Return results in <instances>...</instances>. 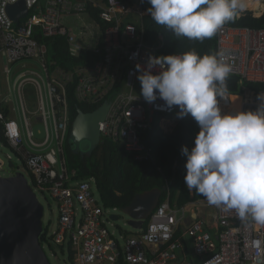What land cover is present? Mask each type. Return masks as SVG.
Instances as JSON below:
<instances>
[{
	"label": "built area",
	"instance_id": "2783aa9c",
	"mask_svg": "<svg viewBox=\"0 0 264 264\" xmlns=\"http://www.w3.org/2000/svg\"><path fill=\"white\" fill-rule=\"evenodd\" d=\"M144 2L147 0H0V72L6 84L10 67L22 62H31L21 65L24 70L36 68L37 63L43 72V77L36 71L14 77L13 98L8 89L0 92V136L5 141L0 145L21 165L17 167L7 156L14 165L8 176L16 172L30 175L33 191L46 193L56 202L58 228L48 238L51 244L72 250L70 264H208L214 257L215 264H264V226L251 219L242 221L235 210L209 205L206 199L178 207L167 198L142 230L115 237L106 224L115 223L111 216L118 209L102 207L93 178L73 181L75 173L66 171L71 84L77 102L95 109L109 104L105 120L99 124L100 139L121 143L139 162L152 159L151 149L140 141V131L151 129L159 115L179 112L176 106L159 110L157 106L164 101L149 104L138 89L136 65L144 67L149 56H156L144 43ZM258 2L264 6V0ZM17 3L27 9V16L14 23L6 8ZM133 11L139 19L130 22ZM66 19L77 21L80 27L71 29L64 23ZM58 38L65 40L71 57L78 58L85 51L100 59L66 71L49 54L50 43ZM215 47L232 65L230 75L240 83L263 85L264 92V29L222 26ZM257 93L252 92L254 103L244 111L256 109ZM28 97L33 99V110L28 109ZM13 105L18 122L11 118ZM31 119L44 126L40 142L35 141ZM195 206L210 211L211 221L197 218L188 222L186 213Z\"/></svg>",
	"mask_w": 264,
	"mask_h": 264
},
{
	"label": "clouds",
	"instance_id": "9594fccd",
	"mask_svg": "<svg viewBox=\"0 0 264 264\" xmlns=\"http://www.w3.org/2000/svg\"><path fill=\"white\" fill-rule=\"evenodd\" d=\"M147 3L156 24L176 37L199 41L214 37L247 7L246 0ZM136 69L140 95L147 103L164 101L159 110L176 106L178 119L190 114L199 127L191 150L181 148L188 191H195L209 205L235 210L242 221L251 219L264 226V92L257 93L255 110L222 113L220 101L229 95L225 81L232 71L223 52L149 56L146 66L137 64Z\"/></svg>",
	"mask_w": 264,
	"mask_h": 264
},
{
	"label": "trees",
	"instance_id": "16d2710c",
	"mask_svg": "<svg viewBox=\"0 0 264 264\" xmlns=\"http://www.w3.org/2000/svg\"><path fill=\"white\" fill-rule=\"evenodd\" d=\"M149 7L151 5L148 3H142L141 27L144 33V43L153 49L156 56L182 54L190 50H195L201 56L216 54V35L203 41L176 37L171 31L151 19L147 12ZM259 7L253 10L255 8L253 6L248 9L253 11L241 12L234 20L226 22L223 26L264 29V6ZM49 48L50 58L66 71H71L75 66L92 65L100 59L85 51L81 52L78 58L71 57L68 46L62 38H58L55 43H50ZM225 83L229 95L234 97L243 95L246 90L263 91V85L240 83V79L232 75L228 76ZM68 104L72 120L78 110L90 113L95 109V107L76 101L73 84L68 87ZM198 132L199 127L190 114L180 119L177 115H159L151 129L140 131L139 135L141 143L151 149V160L136 161L124 150L121 143L103 139L91 157L83 159L78 155H73L66 145L64 153L66 171L68 174L75 173L73 181L93 178L100 203L107 210H121L127 207L136 195L154 189L162 191L160 203L168 197L172 205L180 207L189 202L205 199L195 191H188L184 182L186 157L181 154L182 146H187L191 150ZM0 142L5 143L2 136H0ZM174 165L176 166L175 177L172 181ZM30 179L33 181L32 177ZM120 233L124 237L130 236L125 231H120ZM40 242L51 248L46 228L43 229ZM58 249L61 253L67 252L69 262L72 260V250L69 248L65 250L64 247H58Z\"/></svg>",
	"mask_w": 264,
	"mask_h": 264
},
{
	"label": "water",
	"instance_id": "95a60500",
	"mask_svg": "<svg viewBox=\"0 0 264 264\" xmlns=\"http://www.w3.org/2000/svg\"><path fill=\"white\" fill-rule=\"evenodd\" d=\"M19 5L12 4L6 8L14 23L27 16V9ZM108 109L109 104L105 102L90 113L77 111L67 139L73 155L82 159L91 157L101 142L99 124L105 120ZM8 167L13 169L14 165L9 162ZM161 197L162 191L158 189L136 195L127 207L120 210L125 218L124 226L133 231L142 230ZM43 216V207L27 175L16 172L7 177L0 176V264H50L44 244L40 242ZM111 219L116 222L119 216L113 214Z\"/></svg>",
	"mask_w": 264,
	"mask_h": 264
},
{
	"label": "rangeland",
	"instance_id": "374dc122",
	"mask_svg": "<svg viewBox=\"0 0 264 264\" xmlns=\"http://www.w3.org/2000/svg\"><path fill=\"white\" fill-rule=\"evenodd\" d=\"M135 19L138 20L137 17ZM30 63L31 62L26 61V62L19 63L18 65L14 66L13 68L10 67L11 68V75L8 78L7 84L5 81V77L0 72V92H2L4 89H5V91L8 89L9 93L11 95V98H13L14 77H16L17 75H19L22 72L36 71L38 74H40L43 77L42 69L40 68L39 64H37V63H34V65H36V68H27L25 70L21 68L22 64H25L28 66V65H30ZM15 71H17V72L15 73ZM138 89H139V92L141 93V86H139ZM244 92H250V91L246 90ZM250 93H251V99L254 100L255 99L254 95L252 94V92H250ZM32 102H33L32 97H28V99H27V104L29 106L28 109H32L31 108ZM11 118L17 122L19 121V114L17 113L16 106H14V105H13V109L11 111ZM30 123H31V130L33 132L35 141H37V142L42 141L44 136H45V130H44L43 124L39 123L37 121H34L32 119H31ZM7 156H11L13 163L17 167L21 168L20 163L17 161V159H15V157L12 155L10 150L8 148L0 145V175H3L5 177H7L10 173L13 172L12 170L9 171ZM37 198H38L40 204L42 205L43 211H44V216L42 219L43 227L47 229L48 236H51L53 234V232H55L58 228L59 212H58L57 204L46 193H44V194L38 193ZM95 198L98 199L97 194H95ZM193 208H194V211H195L197 218L199 220H202L205 223H208L211 221L212 213L210 211L204 210V209L197 207V206H195ZM114 214L118 215L119 219L115 223H113L112 226L106 224V227L110 232L114 233L115 237H118V234L120 233V231H125L129 235H130V233L131 234L134 233V231L131 230V228L124 226L125 218L119 210L116 211ZM186 219L190 220L188 211L186 213ZM44 248H45L44 251L46 253V256H47L50 264H70V262L68 261V256H67L66 251L61 253L59 251L58 247L55 246L54 244H51V248H49L47 245H45ZM195 262L197 263V260H195Z\"/></svg>",
	"mask_w": 264,
	"mask_h": 264
},
{
	"label": "bare ground",
	"instance_id": "6f19581e",
	"mask_svg": "<svg viewBox=\"0 0 264 264\" xmlns=\"http://www.w3.org/2000/svg\"><path fill=\"white\" fill-rule=\"evenodd\" d=\"M248 5H252L255 7L253 10H255L257 7L260 6L259 0H247ZM253 1V3H252ZM245 11H249L245 9ZM254 101L251 99V93L250 92H244V94L240 97H234V96H228L225 99H222L220 102V107L222 110V113L224 114H235L239 111H244L245 107L248 105H252Z\"/></svg>",
	"mask_w": 264,
	"mask_h": 264
},
{
	"label": "crops",
	"instance_id": "0c3cea01",
	"mask_svg": "<svg viewBox=\"0 0 264 264\" xmlns=\"http://www.w3.org/2000/svg\"><path fill=\"white\" fill-rule=\"evenodd\" d=\"M137 12L135 11V14H134V11L132 12V14H131V17L129 16L128 17V20L129 19H131L130 20V22H134V21H138V20H136L135 18L137 17L138 19H139V15H138V13L136 14ZM64 23L68 26V27H70L71 29H73V30H77V28L78 27H80V25L78 24V22L77 21H74V20H71V19H66L65 21H64ZM242 96V95H241ZM240 96V97H241ZM168 198V197H167ZM166 198V199H167ZM165 199V200H166ZM188 204V203H187ZM186 205V204H185ZM184 206V205H183ZM189 217H190V220H188V222H191L192 220H194V219H197V215H196V213H195V211H194V208H192V212L191 213H189ZM131 234V233H130Z\"/></svg>",
	"mask_w": 264,
	"mask_h": 264
},
{
	"label": "flooded vegetation",
	"instance_id": "af4514ba",
	"mask_svg": "<svg viewBox=\"0 0 264 264\" xmlns=\"http://www.w3.org/2000/svg\"><path fill=\"white\" fill-rule=\"evenodd\" d=\"M246 2H247V7H246L247 10H248L249 8H252V7H253V4H252V5H248V2H249V1L246 0ZM252 3H253V1H252Z\"/></svg>",
	"mask_w": 264,
	"mask_h": 264
}]
</instances>
